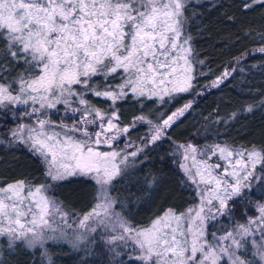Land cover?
<instances>
[{"label":"snow or ice","instance_id":"1","mask_svg":"<svg viewBox=\"0 0 264 264\" xmlns=\"http://www.w3.org/2000/svg\"><path fill=\"white\" fill-rule=\"evenodd\" d=\"M184 6L185 0H0V106L30 105L21 119L32 123L17 124L10 136L40 158L45 178L51 181L32 185L20 180L0 186V237L9 250L42 248L54 239L45 230L54 233L53 218L66 223L69 213L47 193L70 178H85L97 186V203L81 218L80 227L96 218L98 225L107 228L109 221L105 243L131 242L132 250L138 252L131 264H264V203L258 204V217L234 231L221 236L206 231V221L216 219L213 208L220 215L232 211L229 201L235 204L234 198L244 199L253 181L264 189L262 151L212 145L211 155L201 153L205 158L197 161L195 145H179L183 159H191L195 171L186 164L180 167L194 184L204 185L200 206L180 214L168 209L146 228L132 227L116 211L118 201L111 195L113 181L131 175L129 169L145 155V149L164 138L191 107L185 104L167 118L162 114L158 123L136 116L130 125H123L116 107L129 93L137 100L153 96L163 100V95L193 89L190 38L183 36ZM257 7L264 9V0H241L243 10ZM256 51L264 53V46ZM231 74L225 70L210 87H219ZM96 77L105 81L104 90L94 84ZM118 77L119 84L107 83ZM89 93L111 101L109 109L93 106L86 99ZM73 102L81 107H70ZM57 104L64 105L66 112H79V118L71 125L51 120L48 110ZM253 107L248 105L245 111ZM137 123L150 126L142 146L129 141L123 148L113 147ZM93 126L96 130L90 131ZM102 145L110 150L101 151ZM217 153L231 170L208 163ZM257 162H261L259 174ZM216 169L219 175L213 174ZM145 182L152 187L156 178ZM257 230L259 241L254 238ZM84 239L78 236L77 242ZM249 243L254 248L252 259L244 254Z\"/></svg>","mask_w":264,"mask_h":264},{"label":"trees","instance_id":"2","mask_svg":"<svg viewBox=\"0 0 264 264\" xmlns=\"http://www.w3.org/2000/svg\"><path fill=\"white\" fill-rule=\"evenodd\" d=\"M183 16L184 32L190 38L195 60L193 89L163 100L156 96L137 100L129 93L116 105L123 125H130L140 115L158 123L162 114L167 118L191 103L167 130V135L145 149V155L129 169L131 175L113 181L116 208L133 226L146 225L168 209L184 211L198 201L195 185L172 154L175 144L217 143L264 152V53L256 51L264 46L261 39L264 9L243 10L241 0H192L185 4ZM225 70L232 74L219 87H210ZM93 82L98 90H104L100 78ZM86 99L101 110H108L111 105L108 99L91 93ZM248 105L254 106L253 111H245ZM20 109H16V115ZM10 111L0 107V183L23 180L27 184H43L46 178L40 158L22 143L11 141L8 130L14 117ZM59 111H53L59 123L71 125L80 116ZM149 127L147 123H137L119 139L120 145L129 141L141 145L142 138L150 134ZM94 129L93 126L89 130ZM260 168L261 164L258 174ZM151 177L156 178V183L148 187L145 181ZM254 184L244 199L234 198L235 204L229 201L232 211L222 215L217 226L211 224L212 230L229 229L255 215L256 205L264 201V189L257 181ZM96 188L94 181L70 178L69 182L53 186L51 191L68 213L75 216L87 213L95 205ZM49 260L51 264H131L126 253L115 255L98 236L82 243L50 241L45 250L23 246L9 250L5 239H0V264H48Z\"/></svg>","mask_w":264,"mask_h":264},{"label":"rangeland","instance_id":"3","mask_svg":"<svg viewBox=\"0 0 264 264\" xmlns=\"http://www.w3.org/2000/svg\"><path fill=\"white\" fill-rule=\"evenodd\" d=\"M189 1H192V0H185V4L187 3V2H189ZM183 36L184 37H187V35L185 34V32H184V16H183ZM188 44H189V46H190V48H191V54H190V56H189V59H190V61H191V65H192V69H193V64H194V59L192 58V46H191V44H190V41L188 40ZM178 73H179V68H178ZM192 76H193V71H192ZM96 78H100V77H96ZM96 78H94V79H96ZM101 79V86H103L104 84H105V81L102 79V78H100ZM121 82V80H120V78L118 77L117 79H115V80H112L111 78H109L108 79V81H107V83L108 84H110V85H116V84H119ZM177 93H172L171 95H163V98H166V97H171V96H173V95H176ZM159 98V97H158ZM61 106V107H60ZM0 107H2V108H5V109H8V111H9V109L11 110L10 111V113H12V115H13V113H15L16 112V109L18 108V107H21V109H20V112H19V115H13V117H14V123L12 124V126L9 128V130H8V134H9V136H10V130L11 129H14L15 127H16V125L17 124H19V123H25V124H28V123H32V121L31 120H28V119H21V116H22V114L25 112V111H28V110H30V105H10V106H7V107H5V106H0ZM70 107H72V108H79V107H81L79 104H77V103H71V105H70ZM58 109V111L60 110V111H64L65 112V106L64 105H62V104H57V106H56V108L55 109H49L48 110V113H49V118L51 119V120H53V121H55L56 123H59L58 121L59 120H57L56 119V115H54L53 114V111H55V110H57ZM59 111V112H60ZM106 111V110H105ZM68 112H70V113H73V112H71L70 110L68 111ZM73 114H80L79 112H76V113H73ZM58 116V115H57ZM149 129H150V127H149ZM96 129H94L93 131H95ZM10 138H11V136H10ZM12 139V138H11ZM12 141V140H11ZM125 144L126 143H124L123 144V146H121L120 145V142L118 143V145L117 144H113V147H119V148H123L124 146H125ZM187 144H192V143H177V144H175L174 145V147H173V150H172V154L176 157V159H177V161H178V163H179V165H181V164H186L188 167H190V168H193V166H192V161H191V159H189V160H187V161H185L184 159H183V155H182V152H183V149H180V148H178V146L179 145H187ZM24 145V144H23ZM192 145H195V144H192ZM212 145H219V146H221V147H225V146H227L228 148H230V149H232V150H235V151H240V150H243V151H245V152H250V151H252V150H248V149H244V148H236V147H232V146H228V145H224V144H217V143H213V144H209V145H205V146H197V145H195L197 148H198V152H197V154H196V159H197V161H200L201 159H204L205 157H203L202 155H201V153H204V152H209V147L210 146H212ZM26 146V145H25ZM142 146V145H141ZM26 147H28V146H26ZM29 148V147H28ZM100 150L101 151H109L110 149L106 146V145H102V146H100ZM132 149H129V151H131ZM209 155H211V153L209 152ZM129 163H131V161H129ZM208 163H210V164H217V163H219L220 165H221V168H223V167H225V166H228L227 165V161H225L223 158H221L220 156H219V153H217V155H215V156H211V159L210 160H208ZM260 164H261V162H257L256 163V173L258 172L257 171V169H258V167L260 166ZM229 167V170H231V167L230 166H228ZM183 170V169H182ZM193 171H195V168H193ZM184 172V171H183ZM185 173V172H184ZM213 174L214 175H219L220 174V169H216V170H214V172H213ZM258 174V173H257ZM185 175H186V173H185ZM186 177L188 178V176L186 175ZM189 179V178H188ZM190 180V179H189ZM191 182H192V180H190ZM15 183V182H14ZM45 183H51V181H48V180H46L43 184H45ZM193 183V182H192ZM255 183V181H253L252 182V186L253 185H255L254 184ZM10 184V183H9ZM25 184H27V183H25ZM194 184V183H193ZM5 185H7V184H1L0 183V186H5ZM195 185V187H196V189H197V195H198V201L195 203V204H193V205H191V206H189L187 209H185L184 211H181V212H179V211H176V210H173L174 212H176L177 214H180V213H187V211H188V209H197L199 206H200V203H201V199H200V190L204 187V185H197V184H194ZM247 191V190H246ZM47 195H49L50 197H54L55 199H57L53 194H52V191H50L49 193H47ZM111 195L113 196V194H112V191H111ZM114 197V196H113ZM58 200V199H57ZM97 203V200H96V202H95V204ZM213 203H215V201L213 202ZM261 203H264V201L263 202H259L258 204H261ZM258 204L256 205V213H255V215L254 216H252V217H249V218H256V217H258L259 216V210H258ZM61 205H62V203H61ZM62 207H63V210L65 211V212H67L68 213V211L64 208V206L62 205ZM94 207V206H93ZM92 207V208H93ZM208 207L209 206H206L205 207V212L207 213L208 212ZM92 208L88 211V212H90L91 210H92ZM116 211L117 212H119V213H121V215L127 220V222L132 226V227H135V228H146V227H148L151 223H152V221L153 220H155L156 218H158V217H161V216H163L164 215V213L167 211H165L164 213H162L161 215H159V216H157L156 218H154L153 220H151L148 224H146V225H141V226H133L129 221H128V219L126 218V216L119 210V209H117L116 208ZM87 212V213H88ZM227 212L228 211H226L224 214H227ZM87 213H85V214H87ZM212 213L214 214V215H216V219H214V220H208V221H206V231H208V232H211V233H214L216 236H221V235H224L226 232H228V231H234L235 229H236V227H237V225H240V224H247V222H248V219L245 221V222H241V223H237V224H235V225H233L232 227H230L229 229H226V230H218V229H216V230H212L211 229V224H216V226H217V222L219 221V219L221 218V216L222 215H220V214H217L216 212H215V208H213L212 209ZM85 214H81V215H75V216H71L70 214L68 215V217L66 218V223L65 222H63V221H61L58 217H55V218H53L54 219V222L52 223V228H54V229H56V231L54 232V233H52V232H49L48 230H45V235L46 236H49V235H51V236H53L54 237V239H50V240H47V242L44 244V246L41 248L40 246H37V247H40L42 250H45V246H46V244L48 243V242H50V241H69V242H72V243H82V242H86V241H88V240H90L91 238L93 239L94 237H97L98 236V238H100V239H102L104 242H105V240L108 238V235L110 234L109 233V229H110V227H111V223L109 222V221H106V223L108 224V227L107 228H105V227H102V226H100V225H98L97 223H96V218H93L92 220H89V221H87L86 222V224H85V227L84 228H81L80 227V220H81V218L85 215ZM223 214V215H224ZM185 226H187V224L185 225ZM93 228H95L96 229V231L95 232H91V231H89L90 229H93ZM116 234H119V232H117ZM81 235H83L84 237H85V239L84 240H82V241H80V242H77V237L78 236H81ZM2 237H0V239H1ZM210 239H211V237H209ZM257 241H259L260 240V232H259V230H257L256 231V234H255V237H254ZM249 241H251L252 239H253V237H248L247 238ZM109 246V245H108ZM111 247V249H113V248H115V251L117 252V253H126V255L129 257V258H134L135 256H137L138 255V252L137 251H133L132 250V244H131V242H129L128 244H126V245H120V244H118V245H112V246H110ZM253 251H254V248H253V246L251 245V243H249L248 244V246L246 247V249L244 250V254H245V258H247V259H252V253H253Z\"/></svg>","mask_w":264,"mask_h":264}]
</instances>
